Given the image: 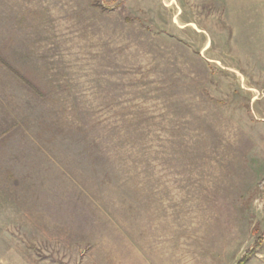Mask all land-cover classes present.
Segmentation results:
<instances>
[{
    "label": "rangeland",
    "instance_id": "obj_1",
    "mask_svg": "<svg viewBox=\"0 0 264 264\" xmlns=\"http://www.w3.org/2000/svg\"><path fill=\"white\" fill-rule=\"evenodd\" d=\"M241 259L264 264V0H0V264Z\"/></svg>",
    "mask_w": 264,
    "mask_h": 264
},
{
    "label": "trees",
    "instance_id": "obj_2",
    "mask_svg": "<svg viewBox=\"0 0 264 264\" xmlns=\"http://www.w3.org/2000/svg\"><path fill=\"white\" fill-rule=\"evenodd\" d=\"M243 258H245V260H246V259H248V256L245 254V257H243ZM243 260L244 259H241L240 262H239V264H242Z\"/></svg>",
    "mask_w": 264,
    "mask_h": 264
}]
</instances>
